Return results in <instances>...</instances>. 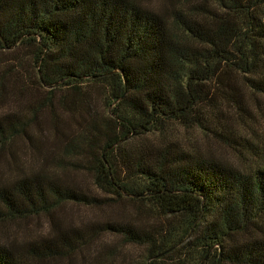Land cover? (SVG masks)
Masks as SVG:
<instances>
[{
    "label": "trees",
    "instance_id": "16d2710c",
    "mask_svg": "<svg viewBox=\"0 0 264 264\" xmlns=\"http://www.w3.org/2000/svg\"><path fill=\"white\" fill-rule=\"evenodd\" d=\"M152 1L0 0V52L25 53L40 88L72 90L84 108L96 91L105 103L82 139L92 185L156 223L102 233L143 248L145 264H264V144L228 125L250 119L239 86L264 98V0ZM172 124L241 165L180 147ZM16 131L0 125V147ZM66 203L97 199L42 171L0 183V223L51 218ZM85 235L51 219L32 241H0V264H57Z\"/></svg>",
    "mask_w": 264,
    "mask_h": 264
},
{
    "label": "rangeland",
    "instance_id": "374dc122",
    "mask_svg": "<svg viewBox=\"0 0 264 264\" xmlns=\"http://www.w3.org/2000/svg\"><path fill=\"white\" fill-rule=\"evenodd\" d=\"M34 72L29 57L22 51L0 52V125L17 130L0 147V183L35 171L52 173L65 184L93 196L97 203L88 206L66 203L55 209L51 218L40 215L0 223V241L14 244L32 241L46 233L53 219L61 228L81 229L86 234V244L67 259L55 260L57 264H145L143 248L128 245L120 237L99 229L106 223H125L148 230L156 223L137 204L103 198L92 185L82 139L90 125L99 129L103 118L108 116L105 103L95 91L86 96L89 106L84 108L72 90L49 92L40 88ZM239 87L250 119L236 123L230 118L231 111L226 108L221 111L230 118V129L253 139L257 145L264 144V98ZM61 100H65V105ZM166 132L170 140L184 149L241 165L223 146L197 129L172 124Z\"/></svg>",
    "mask_w": 264,
    "mask_h": 264
}]
</instances>
